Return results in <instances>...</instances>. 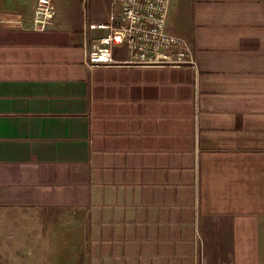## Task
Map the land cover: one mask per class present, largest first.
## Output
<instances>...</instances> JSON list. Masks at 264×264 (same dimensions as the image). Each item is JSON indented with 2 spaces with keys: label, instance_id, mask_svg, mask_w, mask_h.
I'll return each instance as SVG.
<instances>
[{
  "label": "crops",
  "instance_id": "crops-1",
  "mask_svg": "<svg viewBox=\"0 0 264 264\" xmlns=\"http://www.w3.org/2000/svg\"><path fill=\"white\" fill-rule=\"evenodd\" d=\"M33 6L0 1V207L73 211L86 264H264V0H170L195 68H87L108 0Z\"/></svg>",
  "mask_w": 264,
  "mask_h": 264
},
{
  "label": "built area",
  "instance_id": "built-area-1",
  "mask_svg": "<svg viewBox=\"0 0 264 264\" xmlns=\"http://www.w3.org/2000/svg\"><path fill=\"white\" fill-rule=\"evenodd\" d=\"M169 4L170 0H108L105 23L89 25L106 29L107 34L91 42L85 66L195 68L196 56L190 43L167 31ZM54 15L53 0H34V29H46ZM116 50H124L126 59H115Z\"/></svg>",
  "mask_w": 264,
  "mask_h": 264
},
{
  "label": "rangeland",
  "instance_id": "rangeland-1",
  "mask_svg": "<svg viewBox=\"0 0 264 264\" xmlns=\"http://www.w3.org/2000/svg\"><path fill=\"white\" fill-rule=\"evenodd\" d=\"M78 237L71 210L0 207V264H86Z\"/></svg>",
  "mask_w": 264,
  "mask_h": 264
}]
</instances>
